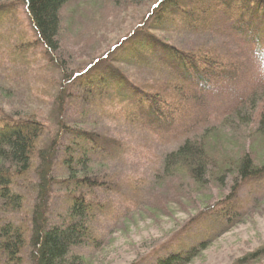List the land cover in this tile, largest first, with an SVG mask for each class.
Here are the masks:
<instances>
[{"label": "trees", "instance_id": "16d2710c", "mask_svg": "<svg viewBox=\"0 0 264 264\" xmlns=\"http://www.w3.org/2000/svg\"><path fill=\"white\" fill-rule=\"evenodd\" d=\"M73 3L0 0V46L10 48L11 64L29 67V52L39 47L52 62L62 11ZM21 14L29 20L33 37L27 38L25 27L17 23ZM16 27L21 36L11 47L9 35ZM169 29L204 39L186 49L151 32L166 34ZM118 45L109 60L95 58L84 69L62 73L53 96L52 133L47 119L36 107L32 110L30 101H20L13 109L0 104V264H85L86 249L100 244L94 221L113 213L115 205L110 198L98 201L92 196L95 189L116 192L119 183L111 184L109 174L95 170L108 168L110 162H123L129 148L125 139L86 128L92 123V111L99 121L134 128L148 136L155 132L152 135L165 140L159 168L152 176L156 183L172 179L177 172L197 186L208 179L219 184L226 178L238 182L229 195L206 205L187 226L155 247L143 264L190 262L207 241L239 220V186L247 185L254 195L260 190L254 188L264 185V161L257 164L246 153L231 164L211 153L214 146L208 144L216 130L237 131L249 124L253 128L249 134L258 145H264V0H155L145 20ZM248 53L258 57L255 65L260 75L243 66ZM118 66L140 72L133 71L134 80ZM0 68L7 70L1 61ZM235 79L240 88H233L227 107L213 117L217 124H211L208 94ZM181 122L185 124L179 129ZM161 127H175V132L162 137ZM32 172L35 178L28 179ZM148 185L150 181L144 177L131 176L121 200L136 206V201L145 199L142 193ZM24 187H31L32 199ZM26 203H31L28 216H5H17ZM263 255L264 246L248 259Z\"/></svg>", "mask_w": 264, "mask_h": 264}, {"label": "rangeland", "instance_id": "374dc122", "mask_svg": "<svg viewBox=\"0 0 264 264\" xmlns=\"http://www.w3.org/2000/svg\"><path fill=\"white\" fill-rule=\"evenodd\" d=\"M154 1L74 0L69 8L66 7L62 11V29L59 32L58 48L51 55L52 62L48 61L39 47L29 52V67L14 66L9 61L10 48L8 45H1L0 50L3 49L0 61L7 70L0 68V104H5L6 109H13L20 105V101H30L32 110L34 111L36 107V110L47 119L52 133L56 110L53 96L61 84L62 73L66 71L73 74L78 69H84L95 58L106 56L109 60L113 56V49L119 47L120 40L145 20L150 4ZM18 18L17 23L25 27L24 35L27 38L33 37L26 16L21 14ZM14 31V34H8L12 36L9 42L11 47L21 36V31L17 36L18 27ZM151 32L186 49L204 39L201 35L171 29L166 34L161 31ZM248 55L243 66L250 72L260 75V68L255 65L258 57L252 53ZM118 67H122L123 72L135 80L132 74L136 70L132 67ZM233 88H240L236 79L208 94L207 114L213 122L211 124H217L213 117L218 116L217 114L227 107ZM77 109L78 107L71 112L73 113L71 117L75 116ZM90 116L92 123L87 124L86 128L103 130L112 137L125 139L129 149L123 162H110L108 168L102 170L99 167L95 170L96 173L109 174V182L119 183V187L113 193L110 190L104 193L98 189L94 190L92 199L103 201L110 198L115 206L112 207L113 213L96 217L93 226L101 235V240L97 248L86 249L85 264H143L150 259L155 247H159L182 227L187 226L191 218L206 205L225 198L238 186V182L235 183L230 178H226L221 185L213 179H208L203 186H197L186 174L180 172L172 179L156 183L152 176L155 168H159L161 154L166 147L165 140L162 141L152 135L156 134L155 132L148 136L134 128L111 121H99L93 111ZM184 124L181 122L179 129ZM160 129L162 137H169L175 132V127ZM229 129L216 130L214 136H210L208 144L214 146L211 153H216L218 157L224 159L223 161L227 159L231 164L232 160L246 153H249L257 164L264 161V145H258L253 139L255 136L249 134L252 126L242 125L237 131ZM133 175L136 178L144 177L150 181L148 187L151 186L150 190H147V187L142 193V198L145 199L136 201V206H133L131 201L121 200V195L126 190L125 184L129 183ZM33 178L35 174L32 172L28 179ZM25 182H28L27 179ZM232 185H235L233 189ZM259 188L260 190L254 191L252 195L247 185L239 186L237 199L242 204L239 220L207 241L203 250L186 264H237L242 258L245 260L241 264H264V255L255 260L248 259L249 254L264 246V185L261 184V187L256 186L254 189ZM22 189L30 192L32 199L31 187ZM30 204L27 206L26 203L23 210L17 216L14 215L15 217L9 214L5 216L7 218L28 216Z\"/></svg>", "mask_w": 264, "mask_h": 264}]
</instances>
